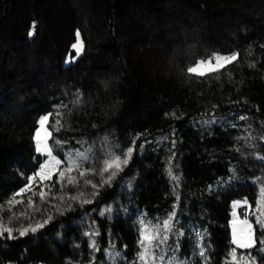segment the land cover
Here are the masks:
<instances>
[{
    "label": "trees",
    "instance_id": "16d2710c",
    "mask_svg": "<svg viewBox=\"0 0 264 264\" xmlns=\"http://www.w3.org/2000/svg\"><path fill=\"white\" fill-rule=\"evenodd\" d=\"M48 114L52 156L33 137ZM261 157L264 0H0V264H111L113 243L133 264L138 220L171 213L164 264H264Z\"/></svg>",
    "mask_w": 264,
    "mask_h": 264
},
{
    "label": "snow or ice",
    "instance_id": "6c2138e0",
    "mask_svg": "<svg viewBox=\"0 0 264 264\" xmlns=\"http://www.w3.org/2000/svg\"><path fill=\"white\" fill-rule=\"evenodd\" d=\"M34 31H35V22H33L32 30H30L29 36H32ZM80 36H81L80 31L77 30L76 31V43H74L72 45V48L76 51L77 56L80 54L81 51H83V42L80 39ZM236 58H237V56L233 55L231 57H226V58H222V59H225L228 62H231V60H234ZM203 63L204 62H198V65L195 67H190L188 69V72L189 73H195L198 75H204L203 72H200L198 70L199 66ZM208 63H211V61H208ZM79 102L80 101L78 98L73 103H79ZM49 115H51V114H48L46 116H42L40 118L39 123L43 124L44 121H46L49 118ZM37 136H39L38 132H37ZM54 143H60V142L54 141ZM38 150H42V149L38 148ZM132 151H133V149L129 148L124 153L123 159H121L120 157L114 156L111 158L110 161H106L104 171L108 172L111 169V172H110V175L108 177V180L104 181V183H110L111 180L118 174V172L123 170V165H126L128 163V158L131 156ZM45 155L52 156V148L48 147L47 151L45 152ZM83 158H84L83 154L80 152H76L74 158H73L72 153H67L65 155V160H60V159L53 157V159H56L57 165H60L62 163H65V161L70 160L67 167H65L63 169H60V168L57 169V172H58L57 183H60L64 180L65 173H71L75 169H78L81 166V163L79 161ZM261 159H264V157H261ZM43 168H44V165L42 164L41 170ZM36 175H40V172L38 171L30 179H35ZM79 175L83 176V175H85V173L80 172ZM50 178L51 177H45V179H50ZM67 182L69 184L75 183L76 182L75 177H68ZM88 183H90V181H88ZM93 186L95 187V185H93ZM19 194L20 193H18L17 195H19ZM41 197H43V193H41ZM73 199H75V197H73ZM84 203H91V201L85 200ZM111 212H112V209L107 208L104 210V212L101 213V215L103 216L105 214H108L110 216ZM174 217H175V213H171L168 218H165L163 221L159 222L156 226H152L150 223L146 222V218L142 217L140 220H138V222H137L138 247H139V249H142V250L137 251V254H136L137 259L135 262H133V264H149L150 260H151L152 264H156L157 261H159L160 264H164V261H165L164 246L165 245H167V251L170 253H175L178 251V249L180 247L179 241L176 240V243L174 246L171 244H168L167 242H168L169 236L165 234V233L172 231V224H173ZM42 226L43 225H37V227H42ZM3 231L9 233V235L11 234V229H9V228H4ZM27 231H29V229H24V230L20 231L19 234L21 236H23L27 233ZM31 231H36V228H32ZM176 233L179 234L178 228L176 229ZM2 234L3 233H0V235H2ZM95 234L96 233H92V235H95ZM85 235H89V233H85ZM261 243H264V241H261ZM90 247L92 249H95L96 251H99V248H98L95 240L92 241V243L90 244ZM124 247L126 248L127 246L125 245ZM110 249H111V251H110V253H108V255H109V259L111 261V264H119V262L124 259L122 252L116 250L114 243L110 245ZM156 250H159L158 255L156 253ZM199 254L202 257H205V251L203 248L200 249ZM171 258H174V257H171ZM181 264H183V262H181Z\"/></svg>",
    "mask_w": 264,
    "mask_h": 264
},
{
    "label": "rangeland",
    "instance_id": "374dc122",
    "mask_svg": "<svg viewBox=\"0 0 264 264\" xmlns=\"http://www.w3.org/2000/svg\"><path fill=\"white\" fill-rule=\"evenodd\" d=\"M219 62H220V60L216 59V61L212 64L203 63L199 66L198 70L203 71V70L207 69L208 67H213V66L219 64ZM197 65H195V66H197ZM43 116H46V115H43ZM40 118L38 120V127L36 128L33 137H34L39 149H42L43 151L46 152L47 148L50 147V145H49L50 132H49L47 125H46L47 120L44 121L43 124H40L39 123ZM37 132L39 133V136H37ZM52 162H55V160L52 159ZM231 231H232L233 241L236 244L241 245V246H248L252 243L251 232H250L249 228L247 227L246 223H244V222H233L231 224ZM39 264H43V263H39Z\"/></svg>",
    "mask_w": 264,
    "mask_h": 264
}]
</instances>
